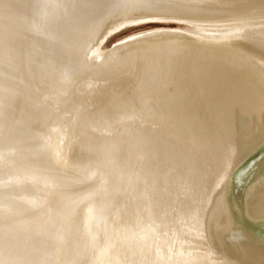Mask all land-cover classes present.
<instances>
[{"label": "bare ground", "instance_id": "bare-ground-1", "mask_svg": "<svg viewBox=\"0 0 264 264\" xmlns=\"http://www.w3.org/2000/svg\"><path fill=\"white\" fill-rule=\"evenodd\" d=\"M39 2L0 0V261L264 264V0L116 48L117 10Z\"/></svg>", "mask_w": 264, "mask_h": 264}, {"label": "snow or ice", "instance_id": "snow-or-ice-1", "mask_svg": "<svg viewBox=\"0 0 264 264\" xmlns=\"http://www.w3.org/2000/svg\"><path fill=\"white\" fill-rule=\"evenodd\" d=\"M83 3L87 7L117 10L120 18L132 21V23L125 24L118 29V33H113V35L120 34L117 43L112 44V47L116 48L119 43L126 44L133 39H141L140 36H134L130 33L128 29L143 28L146 34L151 33L152 29L143 27L157 22L151 18L181 14L192 6L194 0H83ZM38 6L43 11L49 8L50 4L48 0H40ZM143 17H149V19H143ZM42 18H49L48 13L44 12ZM4 157H7L6 152ZM0 264L3 262L0 261Z\"/></svg>", "mask_w": 264, "mask_h": 264}, {"label": "rangeland", "instance_id": "rangeland-1", "mask_svg": "<svg viewBox=\"0 0 264 264\" xmlns=\"http://www.w3.org/2000/svg\"><path fill=\"white\" fill-rule=\"evenodd\" d=\"M163 24H165V25H167V24H169V25H176L175 23H173V24H171V23H161V24H155V25H163ZM155 25H151V26H143V27H144V28H150V27L155 26ZM141 29H143V28H141ZM141 29H128V31H129V32H133V31L141 30ZM119 35H120V34H117V35L112 36V37L106 42V44L109 45L110 43H112L113 41H115L116 39H118V36H119ZM104 42H105V41H104Z\"/></svg>", "mask_w": 264, "mask_h": 264}, {"label": "water", "instance_id": "water-1", "mask_svg": "<svg viewBox=\"0 0 264 264\" xmlns=\"http://www.w3.org/2000/svg\"><path fill=\"white\" fill-rule=\"evenodd\" d=\"M153 20H155V21H157V22H155V23H152V24H149V25H145V26H151V25H155V24H161V23H171V24H173V23H176V21H173V20H170V21H165V20H158V19H153ZM121 28V27H120ZM119 28V29H120ZM113 33H118V29L117 30H115L114 32H111L109 35H108V37L105 39V43L112 37V36H114L113 35Z\"/></svg>", "mask_w": 264, "mask_h": 264}]
</instances>
